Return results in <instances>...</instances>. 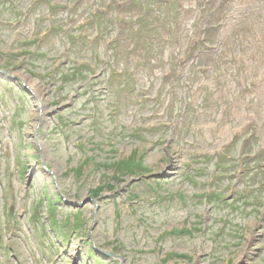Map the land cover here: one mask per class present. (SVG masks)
<instances>
[{"label": "rangeland", "instance_id": "1", "mask_svg": "<svg viewBox=\"0 0 264 264\" xmlns=\"http://www.w3.org/2000/svg\"><path fill=\"white\" fill-rule=\"evenodd\" d=\"M0 222V264H264V0H0Z\"/></svg>", "mask_w": 264, "mask_h": 264}, {"label": "trees", "instance_id": "2", "mask_svg": "<svg viewBox=\"0 0 264 264\" xmlns=\"http://www.w3.org/2000/svg\"><path fill=\"white\" fill-rule=\"evenodd\" d=\"M69 72H71V73H60V78L59 79H67L66 80V83H68V82H70L71 80H73V79H75V78H79V77H81L82 75H83V71H81V70H79L78 68L77 69H74L73 71H69ZM66 87L64 86V85H62V87H60V90L61 91H63L64 89H65ZM16 113L18 112V109L15 111ZM18 114V113H17ZM130 160H128V161H123V162H118L117 164H116V162L114 163V164H116V173L118 174V175H120L121 173H120V169L122 170V169H124V170H128L129 172H132L135 168H136V166H134V165H132L130 162H129ZM120 168H119V167ZM117 175V176H118ZM44 186V195H45V198L47 199V201H48V211L49 212H52V208H53V203L55 202V201H57V202H62L61 201V198L56 194V197H55V201L54 200H52L51 199V197L48 195L49 194V188H48V186L47 185H43ZM102 190V187H100V190L99 191H101ZM98 190L97 191H94V192H96L97 194H98V192H99ZM48 193V194H47ZM94 251V250H93ZM94 253V252H93ZM92 254V253H91ZM88 255H90V252H89V254ZM98 262V261H97Z\"/></svg>", "mask_w": 264, "mask_h": 264}, {"label": "water", "instance_id": "3", "mask_svg": "<svg viewBox=\"0 0 264 264\" xmlns=\"http://www.w3.org/2000/svg\"><path fill=\"white\" fill-rule=\"evenodd\" d=\"M4 73H6V74H8L7 72H4ZM11 80H16V78H10ZM22 86L24 87V90L27 92V93H31L32 91H31V89H29L28 87H26V86H24L23 84H22ZM38 144V143H37ZM0 238H1V222H0Z\"/></svg>", "mask_w": 264, "mask_h": 264}, {"label": "bare ground", "instance_id": "4", "mask_svg": "<svg viewBox=\"0 0 264 264\" xmlns=\"http://www.w3.org/2000/svg\"><path fill=\"white\" fill-rule=\"evenodd\" d=\"M32 90H33V88H32V86L31 85H28ZM34 92V91H33Z\"/></svg>", "mask_w": 264, "mask_h": 264}]
</instances>
